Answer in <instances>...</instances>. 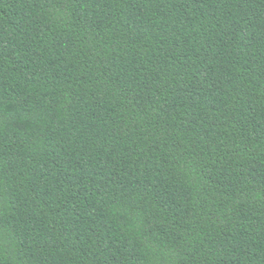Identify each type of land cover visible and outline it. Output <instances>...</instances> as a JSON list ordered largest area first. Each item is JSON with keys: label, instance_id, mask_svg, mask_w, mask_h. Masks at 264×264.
I'll return each mask as SVG.
<instances>
[{"label": "trees", "instance_id": "1", "mask_svg": "<svg viewBox=\"0 0 264 264\" xmlns=\"http://www.w3.org/2000/svg\"><path fill=\"white\" fill-rule=\"evenodd\" d=\"M0 264H264V0H0Z\"/></svg>", "mask_w": 264, "mask_h": 264}]
</instances>
